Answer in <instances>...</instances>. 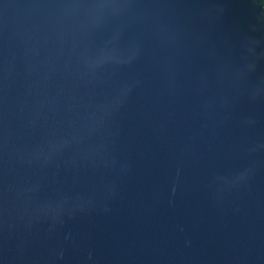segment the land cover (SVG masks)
<instances>
[{
  "label": "water",
  "instance_id": "obj_1",
  "mask_svg": "<svg viewBox=\"0 0 264 264\" xmlns=\"http://www.w3.org/2000/svg\"><path fill=\"white\" fill-rule=\"evenodd\" d=\"M0 264H264V0H0Z\"/></svg>",
  "mask_w": 264,
  "mask_h": 264
}]
</instances>
